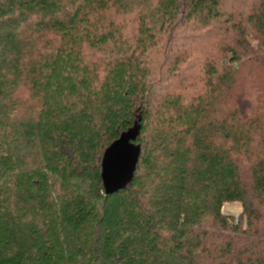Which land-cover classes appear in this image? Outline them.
I'll return each instance as SVG.
<instances>
[{
	"label": "trees",
	"instance_id": "16d2710c",
	"mask_svg": "<svg viewBox=\"0 0 264 264\" xmlns=\"http://www.w3.org/2000/svg\"><path fill=\"white\" fill-rule=\"evenodd\" d=\"M0 264H264V0H0Z\"/></svg>",
	"mask_w": 264,
	"mask_h": 264
},
{
	"label": "water",
	"instance_id": "95a60500",
	"mask_svg": "<svg viewBox=\"0 0 264 264\" xmlns=\"http://www.w3.org/2000/svg\"><path fill=\"white\" fill-rule=\"evenodd\" d=\"M139 133V126H135L107 150L102 174L103 186L108 194L124 188L132 180L140 154V146L132 141L136 140Z\"/></svg>",
	"mask_w": 264,
	"mask_h": 264
},
{
	"label": "rangeland",
	"instance_id": "374dc122",
	"mask_svg": "<svg viewBox=\"0 0 264 264\" xmlns=\"http://www.w3.org/2000/svg\"><path fill=\"white\" fill-rule=\"evenodd\" d=\"M237 0H227V2L230 3V5L235 2ZM240 2V0H238ZM248 3V1H247ZM127 24H129L127 26V29H129V31L132 33L133 26H134V20H132L131 18H127ZM242 205L240 203H227L224 208H223V212H225L226 214H230L233 215L235 220H239L241 214H242Z\"/></svg>",
	"mask_w": 264,
	"mask_h": 264
}]
</instances>
